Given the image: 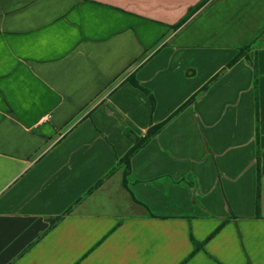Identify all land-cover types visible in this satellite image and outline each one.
I'll return each instance as SVG.
<instances>
[{
  "label": "crops",
  "instance_id": "crops-1",
  "mask_svg": "<svg viewBox=\"0 0 264 264\" xmlns=\"http://www.w3.org/2000/svg\"><path fill=\"white\" fill-rule=\"evenodd\" d=\"M217 1L0 0V264H264V22Z\"/></svg>",
  "mask_w": 264,
  "mask_h": 264
},
{
  "label": "rangeland",
  "instance_id": "rangeland-1",
  "mask_svg": "<svg viewBox=\"0 0 264 264\" xmlns=\"http://www.w3.org/2000/svg\"><path fill=\"white\" fill-rule=\"evenodd\" d=\"M263 6L264 0H218L214 4L213 9L204 13L200 20L204 22L207 20L206 23H210L208 26L210 30L214 28L219 31L227 30L228 35H223V38L236 43L238 46H242L253 38L255 36L254 34L258 33V30L261 28L264 22ZM212 31H215V29ZM252 47L249 46L247 50L244 48L239 49L235 57L241 53L239 58L252 62L255 56L253 53H248ZM233 59L226 65L227 67L233 65L238 60L236 59L233 62ZM253 69L256 74V66H254V63Z\"/></svg>",
  "mask_w": 264,
  "mask_h": 264
},
{
  "label": "trees",
  "instance_id": "trees-1",
  "mask_svg": "<svg viewBox=\"0 0 264 264\" xmlns=\"http://www.w3.org/2000/svg\"><path fill=\"white\" fill-rule=\"evenodd\" d=\"M204 2L205 1H202V3L201 4H199V5H197L193 10H197L199 7H201V6H203L204 5ZM188 17H189V14H187V16L184 18V19H182L179 23H177L176 25H175V27L177 28V27H180L181 25H183L186 21H187V19H188ZM248 47L249 46H244V47H242L241 49H245V50H247L248 49ZM240 49V50H241ZM241 53H239V55H240ZM239 55H237L236 57H235V59H233V62L234 61H236V59H238L239 58ZM190 102V101H189ZM151 103H152V99H151ZM164 123H161V124H158V125H154V126H152V127H150L148 130H147V132H146V134H145V136L144 137H142V138H140V139H137V140H135V142H134V145L126 152V154L124 155V157L121 159V162H122V164L123 165H125L126 166V170H128V168H129V158L139 149V148H141L145 143H147L153 136H155L158 132H159V130H160V128L162 127V125H163ZM127 171H125V173H126Z\"/></svg>",
  "mask_w": 264,
  "mask_h": 264
}]
</instances>
